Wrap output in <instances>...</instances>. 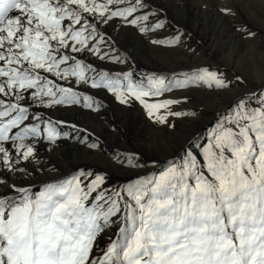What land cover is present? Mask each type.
<instances>
[{
    "label": "snow or ice",
    "instance_id": "1",
    "mask_svg": "<svg viewBox=\"0 0 264 264\" xmlns=\"http://www.w3.org/2000/svg\"><path fill=\"white\" fill-rule=\"evenodd\" d=\"M189 9L255 60L233 0H0V264H264V72L193 62ZM133 44L188 63L144 68ZM112 108L169 154L106 152Z\"/></svg>",
    "mask_w": 264,
    "mask_h": 264
},
{
    "label": "rangeland",
    "instance_id": "2",
    "mask_svg": "<svg viewBox=\"0 0 264 264\" xmlns=\"http://www.w3.org/2000/svg\"><path fill=\"white\" fill-rule=\"evenodd\" d=\"M236 1L238 0H233V3L238 5L240 18L248 21L249 24L252 26L253 30L258 33L256 41L251 45L252 48H254L256 52L260 51L262 54H264V36L260 35L261 33H264V19H262V17H264V7H261L262 9H260L256 8L250 3H247L248 6H251L250 8H253L251 10H248L245 8L247 4ZM211 15L215 14L211 12ZM204 19L208 20V24L212 26V30H215V36L220 37V41L217 42V46L219 44L218 48H214L215 52L211 55L209 50H205L202 48L203 46L201 45L200 40H196L190 37L188 43L191 45L192 48H195L198 53L200 52L204 55V59L206 60V62L203 63L211 64L213 66H215L216 64H220L222 67L229 68L225 66L226 59L230 61H235L241 57L245 58V53L247 52L250 46L248 44H244L242 41L235 37V35L231 31L230 22H225L221 19H218L217 17L214 19H211L209 17ZM187 21L190 23L191 27L201 23L199 17L196 19V21L191 19H187ZM197 29H199V26H197ZM185 31L189 33L187 27H185ZM134 52L142 64L148 65L150 67H153L154 63H159L160 65L164 66L170 65V61L177 56V54L174 55L173 53H164L157 51H154L155 53H149V51L147 50H143L141 52V56H139V53L136 50H134ZM142 53L147 54L143 55ZM244 71L246 72V74H249L247 70ZM251 82L254 83V79H251ZM109 111L110 117L108 119L112 123H114V127L110 124L109 121L105 122L103 126L104 133L117 128L119 129L120 133H126L128 143L124 148L135 149L140 152H143L145 155H155L157 157L169 154L170 151L166 152L167 150L165 148L162 149L160 146H157L158 149L154 148L153 150V146H151V143H149L148 139L150 133L146 128L144 121L141 119L140 114L135 109L122 112L112 108ZM115 122L117 124H115ZM123 124L124 126H122ZM117 139H119V137H117ZM117 141L118 140H116V142ZM111 144L116 150L119 149L118 143L114 142Z\"/></svg>",
    "mask_w": 264,
    "mask_h": 264
},
{
    "label": "bare ground",
    "instance_id": "3",
    "mask_svg": "<svg viewBox=\"0 0 264 264\" xmlns=\"http://www.w3.org/2000/svg\"><path fill=\"white\" fill-rule=\"evenodd\" d=\"M236 2L245 3V4L250 3V4L254 5L256 8H260V9H262L261 7H264V0H238ZM248 4L246 5L245 8L248 10L253 9V8H250L251 6H248ZM210 15H211V12H209L207 15H205V14L197 13L196 11L189 9L187 11L182 10V13L178 18L180 20V25L183 27V29L185 30V27H187L189 33L191 34V37L196 39V40H200V43L203 46L202 48L205 50H209L210 54L212 55L215 52L214 48H216V47L218 48V46H219V44L217 46V42L220 41V37L215 36V30H212V26L208 24V20L204 19L207 17H209L211 19L216 18L215 15H211V16ZM198 17H199L201 23L191 27L190 23L187 21V19H191V20L196 21V19ZM216 24H217V22H216ZM197 26H199V29H197ZM133 50H136L139 53L138 54L139 56H141V52L143 50H147V51H149V53H155L151 47L141 46L139 44H133ZM246 53H245V58L241 57L235 61H230V60L226 59V65L225 64L224 65L226 67L231 68V70H236V69H240L241 67H243V70H247L252 75V77L254 79V83H259V80L255 79L254 77H258L261 72H264V54H262L260 51L256 52V50H255V60L252 62H249L247 60ZM145 54H147V53H145ZM145 54H143V55H145ZM173 54L175 55L176 53H173ZM242 59L244 61L243 66L241 63ZM181 61H183L184 63H188V61L185 60V58L182 55L177 54V56L174 57L170 61V65L164 66V65H160L159 63H154L153 67H150L148 65L142 64L141 62H140V64L144 68L163 70V69H167L169 67H173L174 66L173 62L178 63ZM197 61L200 63L206 62V60L204 59V55L200 52H199V57L193 58V62H197ZM197 98L203 99L205 101V103H207L209 105L217 102L216 97L211 96V95H205L202 97L199 94H197ZM113 109L119 110V108H113ZM109 117H110V111L108 110L105 117L103 119H101L96 125H94L96 127L97 131L103 137L102 146L106 152H108L109 150H112V151L116 150L114 148V146H112L111 143H114V142L118 143L119 148L126 147V145L128 143V139L126 137L127 134L126 133H124V134L120 133L118 128L115 129L116 130L115 132L107 131L106 133H104L103 126H104L105 122L109 121L110 124L114 127V123H112L108 119ZM115 124H117V123L115 122ZM122 126H124V124ZM117 127H118V125H117ZM148 131L150 133V135L148 136L149 143H151V146H153L152 147L153 150H154V148L158 149L157 146H160L162 149L165 148L167 150L166 152L171 151V148L169 147L168 142L171 141L172 137H167V139H165L162 133L152 131L150 129H148ZM184 131H185V127L181 126L180 129H178L177 135H181L182 133H184ZM117 137H119V139H117ZM116 140H118V141L116 142ZM106 149H108V150H106Z\"/></svg>",
    "mask_w": 264,
    "mask_h": 264
}]
</instances>
